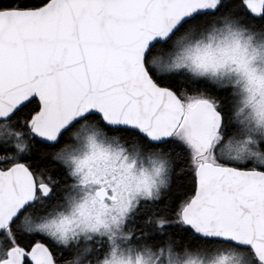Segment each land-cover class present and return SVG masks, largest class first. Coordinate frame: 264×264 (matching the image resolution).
Wrapping results in <instances>:
<instances>
[{
    "label": "snow or ice",
    "instance_id": "6c2138e0",
    "mask_svg": "<svg viewBox=\"0 0 264 264\" xmlns=\"http://www.w3.org/2000/svg\"><path fill=\"white\" fill-rule=\"evenodd\" d=\"M0 264H264V0H0Z\"/></svg>",
    "mask_w": 264,
    "mask_h": 264
}]
</instances>
